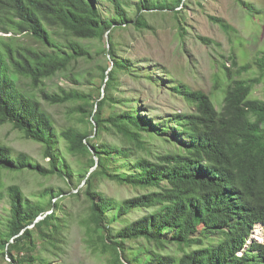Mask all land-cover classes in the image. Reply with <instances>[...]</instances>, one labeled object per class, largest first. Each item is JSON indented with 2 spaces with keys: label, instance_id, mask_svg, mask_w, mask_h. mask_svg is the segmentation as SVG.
Returning <instances> with one entry per match:
<instances>
[{
  "label": "trees",
  "instance_id": "obj_1",
  "mask_svg": "<svg viewBox=\"0 0 264 264\" xmlns=\"http://www.w3.org/2000/svg\"><path fill=\"white\" fill-rule=\"evenodd\" d=\"M102 1L111 3V16L100 12ZM236 2L257 17L250 2ZM183 4L0 0V31L27 34L39 44L0 36V126L10 123L40 143L48 159L43 164L0 140V186L6 171L57 176L67 186L75 182L71 190L46 186L35 200L18 184L0 191L10 205L8 214L0 215V255L11 264H62L57 259L67 251L75 223L87 247L108 256L110 264H264V240L252 237L256 226L264 227V99L251 96L264 76V50L246 64L231 54L235 71L222 64L228 84L221 110L210 94L159 75L166 72L162 66L121 54L116 34L153 31L151 17L158 14L172 15L183 40L188 33ZM210 18L225 31L230 28L224 19ZM92 41L104 45L95 53ZM98 53L106 64H95ZM81 62L89 68L75 67ZM254 66L258 76L239 77ZM59 74L87 85L46 91L45 81ZM124 77L139 90L127 87ZM145 88L152 96L156 88L182 96L193 109L161 113L158 105L143 103L139 94ZM42 100L69 104L81 126L58 130ZM103 180L145 192L117 200L99 190ZM80 196L86 208L76 220L64 201ZM134 210L141 215L132 219Z\"/></svg>",
  "mask_w": 264,
  "mask_h": 264
},
{
  "label": "rangeland",
  "instance_id": "obj_2",
  "mask_svg": "<svg viewBox=\"0 0 264 264\" xmlns=\"http://www.w3.org/2000/svg\"><path fill=\"white\" fill-rule=\"evenodd\" d=\"M252 4L255 10H258L256 18L250 17L246 9L236 0H184L183 15L185 16L184 27L188 33L183 40H180L178 29L175 25V19L171 14H158L151 17L155 26L153 31H120L116 34L118 41L121 43V54L125 58L135 61H144L145 65H156L166 72H158L159 75L171 78L176 82H182L193 90H202L211 95L215 106L221 110L225 96L224 89L228 84L227 76L223 70V63L230 66L233 71L237 68L232 67L229 56L235 54L239 64L252 63L255 56L264 50V0H247ZM103 16H111L113 13L112 5L108 1H102L98 4ZM211 16L222 18L230 27L225 31L218 23L211 20ZM17 36L19 41L26 45L39 46L27 34L5 33L0 31V36ZM205 36L215 41V44L206 45L201 42L197 36ZM106 43V41H104ZM93 51L96 53L104 43L101 41L91 42ZM224 56V57H222ZM96 62L106 64L103 53L95 54ZM87 70L89 65L81 62L75 67ZM259 71L254 66L247 72L242 73L239 77L251 78L258 76ZM69 75L59 74L51 79H47L46 91L59 92L60 87H84L86 81L83 79L81 84H76ZM127 87L140 88L131 78L124 77ZM28 80L23 79L22 86L30 89ZM95 82L99 84L100 78L97 76ZM39 92V91H37ZM155 95L147 93L146 88L140 91L139 96L143 103L155 107L158 105L159 112L168 113L173 110L189 111L193 107L179 95L156 88ZM130 94V93H127ZM252 97L264 99V76L260 83L255 85ZM45 110L52 115L54 124L58 130L65 128L67 125L81 124L77 120V115H72L70 105L50 104L44 100ZM83 127V125H82ZM91 125L88 129L91 130ZM0 140L16 151H24L35 160L47 164L48 159L42 157V145L34 140L26 139L23 134L13 128L12 124L6 123L0 126ZM73 162L72 166L76 167L77 162L70 157ZM73 182L67 186L57 176L42 177L30 171L23 172H4L1 181L0 191L6 193V188L11 184H18L25 194L34 200L42 188L46 186L74 188ZM82 182L79 187H82ZM99 190L104 192L108 197L121 200L145 192L143 189H137L131 186L120 185L118 183L103 180L100 183ZM67 196L68 195H64ZM70 207L75 219L78 220L85 212L86 203L83 196L79 199L66 198L64 201ZM67 206V207H68ZM68 207V208H69ZM10 205L8 197H0V215L8 214ZM49 210L47 213H50ZM139 211H132L129 217L132 219L140 216ZM258 232V233H255ZM260 233V234H259ZM253 238L258 241L264 240V227L259 225L253 233ZM8 256L0 255V264H11ZM62 264H110L109 257L99 252H94L87 247L82 240V230L78 224H74L69 232V243L67 251L57 259Z\"/></svg>",
  "mask_w": 264,
  "mask_h": 264
},
{
  "label": "water",
  "instance_id": "obj_3",
  "mask_svg": "<svg viewBox=\"0 0 264 264\" xmlns=\"http://www.w3.org/2000/svg\"><path fill=\"white\" fill-rule=\"evenodd\" d=\"M106 42L108 43L109 42V36H108V32L106 33ZM95 124V123H94ZM96 126V125H95ZM95 130H96V128H95Z\"/></svg>",
  "mask_w": 264,
  "mask_h": 264
},
{
  "label": "bare ground",
  "instance_id": "obj_4",
  "mask_svg": "<svg viewBox=\"0 0 264 264\" xmlns=\"http://www.w3.org/2000/svg\"><path fill=\"white\" fill-rule=\"evenodd\" d=\"M257 227H258V226H256L255 229H256ZM255 229H254V230H255ZM255 233H258V232H255ZM259 234H260V233H259Z\"/></svg>",
  "mask_w": 264,
  "mask_h": 264
},
{
  "label": "clouds",
  "instance_id": "obj_5",
  "mask_svg": "<svg viewBox=\"0 0 264 264\" xmlns=\"http://www.w3.org/2000/svg\"><path fill=\"white\" fill-rule=\"evenodd\" d=\"M261 226H263V225H261ZM253 233H254V231H253ZM252 237H253V235H252Z\"/></svg>",
  "mask_w": 264,
  "mask_h": 264
}]
</instances>
